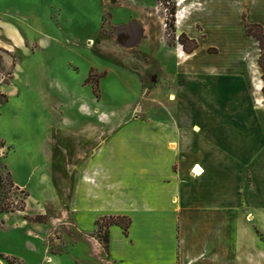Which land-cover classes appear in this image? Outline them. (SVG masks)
<instances>
[{"label": "rangeland", "instance_id": "obj_1", "mask_svg": "<svg viewBox=\"0 0 264 264\" xmlns=\"http://www.w3.org/2000/svg\"><path fill=\"white\" fill-rule=\"evenodd\" d=\"M169 2L0 0V203L9 209L0 214V264H50L46 255L75 264L84 243L72 216L75 164L100 147L105 160L115 133L127 137L117 150L141 147L129 120L182 119L188 106L171 99L181 79L168 75L180 35L168 25L181 26L170 10L188 12L192 0ZM192 14L183 23L203 34L207 18ZM207 81L197 109L217 117ZM202 115L198 124L213 129ZM251 212L237 211L238 264H264V207ZM105 238L98 229L94 243L107 251Z\"/></svg>", "mask_w": 264, "mask_h": 264}, {"label": "crops", "instance_id": "obj_2", "mask_svg": "<svg viewBox=\"0 0 264 264\" xmlns=\"http://www.w3.org/2000/svg\"><path fill=\"white\" fill-rule=\"evenodd\" d=\"M188 5L186 17L207 18L205 29L196 32L189 19L177 33L198 40L199 47L186 53L180 44L167 46L178 58L168 75L181 79L171 99H184L185 114L169 123L129 120L127 125H140L129 134L143 139L141 147L117 150L127 137L115 133L107 140L114 152L105 160L100 147L75 164L72 216L84 241L75 264H238L237 211L253 219L251 210L264 207V70L259 43L245 26L246 20L264 28V0ZM205 78L213 82L217 117L206 105L203 115L197 109L202 90H211ZM201 115L213 129L198 124ZM195 166L201 176L193 175ZM111 216H127L132 225L128 235L110 227L105 251L94 235L97 222Z\"/></svg>", "mask_w": 264, "mask_h": 264}, {"label": "trees", "instance_id": "obj_3", "mask_svg": "<svg viewBox=\"0 0 264 264\" xmlns=\"http://www.w3.org/2000/svg\"><path fill=\"white\" fill-rule=\"evenodd\" d=\"M177 12V9L174 7L173 9L170 10V13L175 16ZM176 25L172 22L169 23L168 27H170L175 33L177 32L176 30ZM245 26H246V31L247 35L254 37L260 46L261 49V56L259 59V64L264 70V28L261 25L258 24H250L245 20ZM178 43L182 45L184 51L186 53H192L194 52L199 46L198 43L195 40H191L185 33H182L178 37ZM264 78V76H263ZM5 144L0 142V151L5 148ZM1 173H0V180H1ZM0 186H1V181H0ZM4 212H9V209L6 208L5 206H1L0 203V214ZM98 229L102 230L105 228L106 231V238H105V243L107 245V249L109 247V229L112 226H119L123 229L124 233L126 235L129 234V229L132 225V220L127 217V216H111V217H105L100 219L97 222Z\"/></svg>", "mask_w": 264, "mask_h": 264}, {"label": "bare ground", "instance_id": "obj_4", "mask_svg": "<svg viewBox=\"0 0 264 264\" xmlns=\"http://www.w3.org/2000/svg\"><path fill=\"white\" fill-rule=\"evenodd\" d=\"M185 2H187V0H185L184 3H185ZM185 12H186V11H185V9H184V10H182V11L180 12V14H179V22H178L179 25H182L183 20L186 19V13H185ZM197 169H198V170H197ZM195 172H196V174H198V175H202V173H203L202 169L199 168L198 166L196 167Z\"/></svg>", "mask_w": 264, "mask_h": 264}, {"label": "built area", "instance_id": "obj_5", "mask_svg": "<svg viewBox=\"0 0 264 264\" xmlns=\"http://www.w3.org/2000/svg\"><path fill=\"white\" fill-rule=\"evenodd\" d=\"M161 1H165V2L167 1V2H169V0H161ZM177 1H178V5H181L182 3H184L185 0H177ZM169 3H170V2H169ZM184 9H186V8H184ZM184 9H182V10H184ZM182 10H181V11H182ZM181 11L177 12L176 15H175V17L177 18V23L179 22V14H180ZM196 167H197V166H195V167L193 168V172H194V174H196V172H195ZM202 171H203V170H202ZM203 173H204V171H203ZM196 175H197V176H201V175H198V174H196Z\"/></svg>", "mask_w": 264, "mask_h": 264}]
</instances>
